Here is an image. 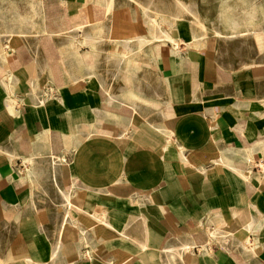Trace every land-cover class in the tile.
I'll return each mask as SVG.
<instances>
[{
  "label": "crops",
  "instance_id": "crops-1",
  "mask_svg": "<svg viewBox=\"0 0 264 264\" xmlns=\"http://www.w3.org/2000/svg\"><path fill=\"white\" fill-rule=\"evenodd\" d=\"M35 1L30 27L29 0H0V264H264L253 23L154 32L132 3Z\"/></svg>",
  "mask_w": 264,
  "mask_h": 264
},
{
  "label": "rangeland",
  "instance_id": "rangeland-1",
  "mask_svg": "<svg viewBox=\"0 0 264 264\" xmlns=\"http://www.w3.org/2000/svg\"><path fill=\"white\" fill-rule=\"evenodd\" d=\"M112 3L113 9L121 4V2L132 3L137 7H140L145 14L149 24L153 26V31L160 30L163 25H177V26H188L187 19L190 20L191 24L200 30L206 37L216 36L217 38L230 39L231 37H237L233 35L234 31H242L247 28H253L252 26L247 27V23H253L256 31L255 33H248L249 38H253L256 43L260 44L264 41V0H106ZM4 7L5 3H1ZM19 6H14L13 10L16 14L17 9L20 10ZM24 5L27 6L30 11V27H35L37 21L39 20L37 16V11L40 7L39 2L35 0H29L28 3ZM5 8V7H4ZM173 9V10H172ZM169 12V13H168ZM109 13V12H108ZM263 15L262 18L258 16ZM110 16V14H109ZM108 16V18H109ZM155 16V17H154ZM185 17V18H184ZM107 18V19H108ZM16 20H21L14 18ZM159 20V21H158ZM176 22H175V21ZM157 22V24H156ZM239 22V23H238ZM99 24H106L99 23ZM160 26V27H159ZM167 31H162L161 34H154L155 38L164 40L165 33ZM221 34V35H219ZM241 35V34H240ZM247 34H244L246 37ZM70 42L72 40V34L67 33L63 35ZM87 35L83 39V45H88L94 49L98 48L101 44L102 36L101 34ZM105 36V35H104ZM160 36V37H159ZM251 36V37H250ZM87 38V39H86ZM104 42L109 43V57L111 62H115L118 59L119 54H116V42L109 38L104 37ZM79 41V40H78ZM172 41L173 40H169ZM174 43V42H173ZM178 44V41H177ZM145 47V46H144ZM124 51V50H123ZM122 51V52H123ZM144 48L139 47L137 49H130L125 51L123 57H138L143 58L145 55ZM118 62V61H117ZM116 68L110 66V69ZM143 70L137 68V70ZM117 71V70H116ZM155 116V115H153ZM31 168L35 165V162L28 161ZM37 182L41 180L36 179ZM46 183L54 185L52 179H46ZM65 191H69L68 187ZM52 197V195H49ZM71 199H65V206H68Z\"/></svg>",
  "mask_w": 264,
  "mask_h": 264
},
{
  "label": "bare ground",
  "instance_id": "bare-ground-1",
  "mask_svg": "<svg viewBox=\"0 0 264 264\" xmlns=\"http://www.w3.org/2000/svg\"><path fill=\"white\" fill-rule=\"evenodd\" d=\"M111 5V4H110ZM109 8V7H108ZM113 8V7H112ZM173 10V9H172ZM108 11H110V8H109V10ZM110 13V12H109ZM169 13V12H168ZM155 17V16H154ZM159 21V20H158ZM175 21V20H174ZM176 22V21H175ZM156 24H157V22H156ZM160 27V26H159ZM160 35V34H159ZM160 37V36H159ZM155 38H157V37H155V35L153 34V41H154V39ZM164 38V40H173V42H174V44L176 45V46H178V44H177V40H175L169 33H168V31L165 33V37H163ZM140 41L141 42H143V43H148V42H150L151 40H147V39H145L144 37H142L141 39H140ZM141 44V43H140ZM142 46V45H141ZM176 46H174V47H176ZM179 48V47H178Z\"/></svg>",
  "mask_w": 264,
  "mask_h": 264
}]
</instances>
